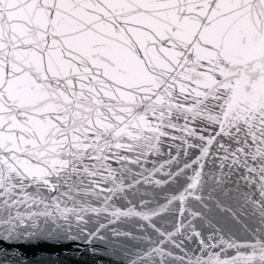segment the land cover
<instances>
[{
  "label": "snow or ice",
  "instance_id": "snow-or-ice-1",
  "mask_svg": "<svg viewBox=\"0 0 264 264\" xmlns=\"http://www.w3.org/2000/svg\"><path fill=\"white\" fill-rule=\"evenodd\" d=\"M108 236L264 264V0H0V243Z\"/></svg>",
  "mask_w": 264,
  "mask_h": 264
},
{
  "label": "water",
  "instance_id": "water-1",
  "mask_svg": "<svg viewBox=\"0 0 264 264\" xmlns=\"http://www.w3.org/2000/svg\"><path fill=\"white\" fill-rule=\"evenodd\" d=\"M152 190V189H149ZM160 195L170 193L171 188L156 189ZM160 203H164L162 199ZM173 217L162 214L154 218V223L162 231L172 229ZM178 219V218H177ZM147 223V222H143ZM148 234L152 239L156 235L151 228ZM125 241L123 238L117 240L108 236L104 241L94 240L91 243L84 239L68 241L63 244H40L10 246L7 243H0V264H127V257L121 247ZM147 243L140 244V247H147ZM195 247L194 245H190Z\"/></svg>",
  "mask_w": 264,
  "mask_h": 264
}]
</instances>
